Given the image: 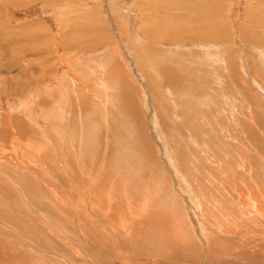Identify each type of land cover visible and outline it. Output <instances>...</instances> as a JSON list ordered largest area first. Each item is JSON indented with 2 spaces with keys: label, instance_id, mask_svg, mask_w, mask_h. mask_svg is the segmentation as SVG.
<instances>
[{
  "label": "rangeland",
  "instance_id": "1",
  "mask_svg": "<svg viewBox=\"0 0 264 264\" xmlns=\"http://www.w3.org/2000/svg\"><path fill=\"white\" fill-rule=\"evenodd\" d=\"M0 33V232L91 218L88 193L180 224L159 237L198 264L264 255V0H0Z\"/></svg>",
  "mask_w": 264,
  "mask_h": 264
},
{
  "label": "bare ground",
  "instance_id": "2",
  "mask_svg": "<svg viewBox=\"0 0 264 264\" xmlns=\"http://www.w3.org/2000/svg\"><path fill=\"white\" fill-rule=\"evenodd\" d=\"M1 34L2 33H0V37H1ZM13 80H14L15 86L20 81L18 77L14 78ZM9 85L8 84L5 85V89L11 88L12 90V87L15 89V86L11 83V81ZM135 189L137 190L138 188H135ZM140 189L142 193L143 192L142 186H140ZM0 190H1L0 194L1 192L2 194H4L5 191H3L2 189ZM56 193L52 191V193L50 194L48 193L49 196L48 194L45 195L46 201L44 202L46 204L48 202L56 203L55 205L60 204V207L61 205L62 207L65 206L66 202L64 201V199L60 197L61 195L58 196ZM9 197H11L10 194H8L7 198ZM49 197H50V200H49ZM78 197L79 199L83 201V204L85 202L86 208L88 209L89 215L91 216V218L88 217V218L83 219V217L85 216L82 217L81 213L80 215L79 213L73 211V209H72L73 213L72 212L70 213L66 209H64V211L62 213L60 212L61 214L59 215L53 211L54 209H52V207L51 208L46 207L38 211H36V209L35 210L33 209L34 211H31V212L27 211L26 212L27 214H25V216L27 215L28 216L25 218H27L28 220V217H29V220L31 221L33 220L34 225L33 226L31 225L21 226V229L19 228V231L21 232L20 234L22 236L28 239L30 238L29 242L28 241L24 242L25 240L24 241L17 240L13 236L12 238L10 233L8 232L5 233L1 231L0 234L1 235L7 234L6 235L7 237H6V240L4 241L0 240V264H198L195 262L194 259L191 258L192 256H194L193 253H186L187 251L184 252L185 250H182L180 246L178 249H176L177 245L175 249L172 250V247L174 246L172 241L166 239L165 237H159L160 234L170 235L168 234L169 232H171L174 235L175 233H177V235L182 234L181 232L183 231V228L180 226V224L177 225V223L175 224L172 223L171 219L170 220L167 219L169 221H166V222L164 221L163 223L162 221L157 220V217L155 218L154 214H153V217L151 218L146 217L142 220H138L139 217L137 218L136 214H134L131 211L129 213L130 216H128V214L126 213L127 211H125L124 206L123 207L119 206L112 213L109 210V206L113 204V202L110 199L107 205L108 209H105V208L100 209L99 207L96 206V204H93L92 201L89 200L88 193L83 194L82 196H78ZM71 200L73 201V198ZM124 201L125 200H123V202ZM139 204H141V202ZM150 206L151 205H149V207ZM259 206H261L260 202H258V207ZM27 207L29 206L27 205ZM149 207H148V210H149ZM255 207H257V205L255 204V201H254L252 202L251 210L255 209ZM127 209L129 208H126V210ZM254 211H256L257 215L260 216L259 212L256 209ZM109 212L112 213V216L110 213L111 218L107 216ZM150 213L152 214L153 211ZM138 214L137 216H139ZM64 215H68V217L72 218L71 219L73 221L72 225H71L72 222L68 224V221L70 220V218L67 221V219L65 218H68V217H63ZM169 223L173 225H170ZM190 225H189V228L191 229L190 231H191V234L193 235V239L190 240L189 242L178 241L179 244L182 243L184 245H187L189 252L196 251L195 246H197L198 244H200V246L203 245L201 246V248L204 249L203 252L204 253L207 252L208 254V246L207 247L205 246L206 245L205 239H203L200 234L197 235V233L193 230L194 226L192 225L190 226ZM195 229H197V231L201 230L198 227H195ZM186 232L187 231H185L184 233ZM29 233H31V235L32 234L35 235L36 238L32 239L31 237H29L30 236ZM220 236H221L220 238H222L223 240H227L229 243H232L234 244V246H237L238 243H236V241L238 237H236L235 235L234 237L232 235V238L229 237V239L227 238L226 235L223 236L222 233ZM260 237H258V241L262 240L263 242L264 238L262 237L263 238L262 239ZM142 239L143 241H141ZM30 240L32 243L30 242ZM140 241L142 243H140ZM220 245H222V247L226 246L225 243H220ZM233 248H230V250ZM222 255L221 256L217 255V257L220 256L218 257L219 259L214 260V261H211L209 257L206 256L207 257L206 260H203V261L201 260L202 262L200 264H264L263 253L262 254L261 253H255V254L250 253V255H247V254H244L239 249H236V250L233 249V251H230V253L228 254L223 253Z\"/></svg>",
  "mask_w": 264,
  "mask_h": 264
},
{
  "label": "crops",
  "instance_id": "3",
  "mask_svg": "<svg viewBox=\"0 0 264 264\" xmlns=\"http://www.w3.org/2000/svg\"><path fill=\"white\" fill-rule=\"evenodd\" d=\"M29 26L31 25L30 23L28 24ZM27 26V25H26Z\"/></svg>",
  "mask_w": 264,
  "mask_h": 264
}]
</instances>
